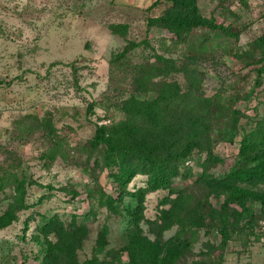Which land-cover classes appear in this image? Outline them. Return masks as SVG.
<instances>
[{
  "label": "rangeland",
  "instance_id": "rangeland-1",
  "mask_svg": "<svg viewBox=\"0 0 264 264\" xmlns=\"http://www.w3.org/2000/svg\"><path fill=\"white\" fill-rule=\"evenodd\" d=\"M194 4L208 23L175 38L146 25L166 0H0V264H38L47 241L72 248L67 259L58 247L53 264H264V178L238 155L243 130H264V0ZM118 23L123 35L108 28ZM161 90L172 95L156 115L169 132L199 116L201 149H189L164 188L136 174L117 199L93 134L127 117L124 100ZM189 144L174 143L171 157ZM230 188L249 194L243 214L227 203ZM53 216L60 236L44 237L39 226ZM221 225L231 226L223 249Z\"/></svg>",
  "mask_w": 264,
  "mask_h": 264
},
{
  "label": "trees",
  "instance_id": "trees-1",
  "mask_svg": "<svg viewBox=\"0 0 264 264\" xmlns=\"http://www.w3.org/2000/svg\"><path fill=\"white\" fill-rule=\"evenodd\" d=\"M166 1H169L170 7L160 15L147 18V26L165 28L169 32H172L175 35V38H181L192 27L208 23L197 13L194 0ZM108 28L112 33L123 35L126 30V24H111ZM129 45L133 46L134 44L130 43ZM122 51H125V49ZM156 59L167 68L165 64L167 61L165 58L157 56ZM156 69L159 71L163 70L162 67ZM189 71L193 72L191 70ZM189 74L191 75V73H188L187 76ZM165 86L168 87L170 84L167 83ZM174 93L175 92H173V94ZM169 94L172 95V93H169L167 90H161L152 101L135 100L134 98L124 100L122 108L127 117L113 124L110 127L109 133L106 132L105 126H99L93 134V146H103L105 153L104 159L107 166L112 167V169L114 167L111 176L113 182L117 185V199H120V197L123 196V188L136 174L147 175L148 179L146 185L148 188H164L176 175L177 162L180 160L182 162V159L188 155L189 149L193 147H199L197 150L201 149L202 145L200 146L199 142H197V134L201 129V118L199 116V124H195L193 128L187 129L184 132H178V129H175L170 125V129L174 131L169 132L167 122L163 119L161 120V118L156 115L159 111L156 105H158ZM206 101L208 102L209 100ZM216 102H218V105L219 101ZM232 113V126L226 133L229 138H233V135L236 132L238 133L237 127H239L238 124L236 126L237 116L235 114L237 111L233 110ZM135 115H141L143 120L144 117L147 118L148 120L145 122L148 124V127L145 124H142L140 117L138 122L136 119L134 120ZM130 117H132L133 120H130ZM151 129L157 134L152 138L149 135ZM243 131L244 133L241 132V136L238 140V155L240 160L244 163L255 164V172L260 175L259 179L264 178V130L256 127L254 129ZM184 139L187 141L190 140L191 144L187 145V149L181 146V149L177 150V153L172 158V153L170 152L172 151V145L174 143H182ZM154 141H158L159 144L156 145ZM178 155L180 156L178 157ZM212 158L215 157L210 150H208L205 154V159ZM168 162L170 163L167 164ZM261 163L263 164L261 165ZM257 166H259L260 170L257 169ZM242 172L245 173L247 170H242ZM238 173L239 171L229 172L225 177L227 179H236ZM226 192L228 197L227 203H235V205L239 207L237 214H243L247 210L245 203L249 199V194L245 190L236 188L226 189ZM259 201L264 205V197H260ZM114 202L115 198L109 196L106 197L105 204L110 206V209L115 212L116 208L112 205ZM24 207V204L18 206V208ZM59 225L60 223H58L57 218L53 216V218L47 219L39 226V231L44 237L49 233H55L59 237L60 230L62 229L58 228ZM230 227V225L220 226L221 249L225 248L227 244L229 238L228 228ZM68 243L69 240L66 244ZM186 245L187 244H180L183 248H185ZM64 246L67 245H64L63 242L50 243V241H47V246H45L38 264L56 263L57 258L55 252L58 247H61L62 249ZM64 251L62 250V253H59V256L65 258V254L68 252L66 258L69 259L68 255L72 251V248L67 246ZM63 260L61 261V264L64 262ZM92 262L93 261H83L82 263H76L75 260H72L71 264H92ZM65 264L69 263L66 261Z\"/></svg>",
  "mask_w": 264,
  "mask_h": 264
}]
</instances>
